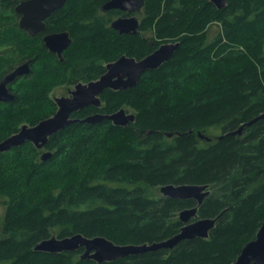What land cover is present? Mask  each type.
<instances>
[{"label": "trees", "instance_id": "1", "mask_svg": "<svg viewBox=\"0 0 264 264\" xmlns=\"http://www.w3.org/2000/svg\"><path fill=\"white\" fill-rule=\"evenodd\" d=\"M18 1L0 0V38L10 35ZM104 1L66 0L47 19V27L69 30L72 41L62 61L40 47L26 53V109L12 110L16 94L0 102V140L54 112L47 85L94 80L120 55L140 59L157 47L140 33L111 28L117 11L101 13ZM144 3L139 29L177 41L172 56L131 88L105 89L100 107L72 114L127 106L133 122L71 123L49 136L47 160L30 142L0 152V264H233L255 237L264 219V0H226L221 8L210 0ZM212 25L218 29L210 36ZM168 183L208 185L197 207V218L216 219L207 238L103 262L81 258V250L34 249L42 239L74 233L117 244L167 239L183 225L178 212L196 205L161 195Z\"/></svg>", "mask_w": 264, "mask_h": 264}, {"label": "water", "instance_id": "2", "mask_svg": "<svg viewBox=\"0 0 264 264\" xmlns=\"http://www.w3.org/2000/svg\"><path fill=\"white\" fill-rule=\"evenodd\" d=\"M66 0H23L18 3L14 10L21 14L20 25L31 30H37L43 26L45 19L52 11L59 8ZM216 8L224 7L226 0H210ZM144 5V0H106L100 9H119L131 13L139 10ZM31 23V24H30ZM110 26L119 33L137 32L138 20L135 16H121L111 21ZM33 27V29H31ZM45 45L62 60V52L71 43L67 32L55 33L45 36ZM178 42H164L140 59L125 54L105 64V71L96 79L88 82H78L70 89L68 96L61 95L53 98L56 103L55 112L33 125L23 123L19 129L0 140V152H5L13 147L30 142L37 149H42L53 133L65 128L71 123H96L103 119L111 121L115 126L125 127L133 122L135 115L128 112L124 107L111 112H95L83 117L71 116L72 113L86 106H101L100 94L105 89L125 90L136 85L139 77L149 69L159 67L168 60L178 46ZM30 71L27 61L16 66L0 80V102H10L15 94L8 90L7 83L15 77ZM263 115L240 125L231 133L240 134L244 126L250 125ZM180 135V133H177ZM168 137L171 132L166 133ZM197 136L206 141L210 137L197 131ZM218 137H221L218 136ZM52 154L51 150H43L40 153L41 160H47ZM161 195L177 199H194L196 205L184 208L178 212V218L183 222L178 233L160 241L142 244H117L109 238L97 235L93 237L74 233L70 236L57 237L55 235L38 241L34 249L49 253L62 251L81 250V258L93 259L96 262L111 261L128 255H137L146 251H155L161 248H172L180 240L193 237L207 238L209 230L215 224V217L197 218V207L209 193L207 184H173L168 183L159 187ZM233 264H264V219L253 239L246 242Z\"/></svg>", "mask_w": 264, "mask_h": 264}, {"label": "rangeland", "instance_id": "3", "mask_svg": "<svg viewBox=\"0 0 264 264\" xmlns=\"http://www.w3.org/2000/svg\"><path fill=\"white\" fill-rule=\"evenodd\" d=\"M116 15H112V17H115ZM139 17L142 19L144 17V10L143 13L139 15ZM12 18V17H11ZM14 21V17L12 18L11 22ZM218 27L216 25H212L208 28V32L210 36H213ZM142 34L145 33L146 38H149L151 40V43L154 42L157 43V46L161 43L164 42H169L172 41L171 39H159V38H154V34L151 30H141ZM144 32V33H143ZM9 37L8 38H0V72H3L7 70L10 66L17 64L21 60H24L26 58V53L28 51L34 52L37 51L39 48V45L36 42L27 40L25 36L20 34L19 32L13 31L12 27H10L9 30ZM27 76H23L15 81V83L12 85L13 86V91L17 96V102L16 103H11L12 104V110L17 111L20 110V108H23L24 105L27 103L25 100L26 98L23 97L27 92L25 88V83ZM72 88V83H70L69 80L61 81L59 83L52 84L51 86H46L44 91L47 92L48 97L52 98L54 96H61V95H66L68 89ZM128 112H134L130 107L123 106ZM26 109V108H23ZM56 109V105H55ZM54 109V110H55ZM0 112V116H1ZM27 115V114H26ZM24 117V116H23ZM22 117V118H23ZM26 120V118L24 119ZM7 128L10 127L13 128L14 124L12 121L5 120ZM121 133H116L115 139L120 138ZM47 150V149H43ZM41 151L39 152V154ZM40 156V155H39ZM160 193V191H159ZM161 194V193H160ZM1 209V207H0Z\"/></svg>", "mask_w": 264, "mask_h": 264}, {"label": "flooded vegetation", "instance_id": "4", "mask_svg": "<svg viewBox=\"0 0 264 264\" xmlns=\"http://www.w3.org/2000/svg\"><path fill=\"white\" fill-rule=\"evenodd\" d=\"M21 1H23V0H19L15 5H14V7H13V17H14V21H12V29H13V31H15L16 33L17 32H19L20 34H22L23 36H25V38L27 39V40H30V41H33V42H36L38 45H39V47L42 49V50H44V51H46L47 53H52L53 54V56L56 58V59H58L59 60V57L57 56V54L55 53V52H53V51H50L49 49H48V47L45 45V41H44V38H45V36H47V35H50V34H55V33H61V32H67L68 33V35H69V37L71 38V41H72V37H71V35H70V32H69V30H67L66 28H61L60 29V27L59 28H54V27H52V26H50V27H47V24H48V22H47V19L55 12V11H57L59 8H61L62 6H60L59 8H57V9H55L54 11H52L45 19H43V26L41 27V28H39V29H37V30H34V31H31V30H29V29H27V28H25V27H23V26H21L20 25V17H21V14L20 13H18V12H16L15 10H14V8H15V6L18 4V3H20ZM145 4V3H144ZM100 6H101V4L98 6L99 8V10H100V12L101 13H103V14H107V13H109L110 11H112V10H114V11H117V13L115 14L116 16L115 17H112L111 19H110V21H109V25H110V23H111V21L112 20H114L115 18H117V17H125V16H131V15H133V16H135L136 18H137V20H138V27H137V32L135 33V34H137V33H140V35L143 37V38H146V36H145V33L144 34H142V31L139 29L140 28V22H141V18L139 17V15L141 14V13H143V10H144V5L139 9V10H136V11H133V12H131V13H128L127 11H124V10H119V9H109V10H107V11H102L101 9H100ZM31 24V23H30ZM111 27V26H110ZM112 28V27H111ZM31 29H33V27H31ZM118 32V31H117ZM119 33V32H118ZM129 34H131V33H129ZM169 42H171V41H169ZM173 42V41H172ZM160 45V44H159ZM158 45V46H159ZM157 46V47H158ZM155 49V48H154ZM64 51H65V49L63 50V52H62V57H63V53H64ZM63 59H64V57H63ZM62 59V60H63ZM62 60H59V61H62ZM25 61H27L28 62V64H29V67L31 68V64L29 63L30 62V60L29 59H27L26 60V58L24 59V60H21L20 62H18L17 64H14V65H12V66H10L7 70H5V71H3V72H0V80L7 74V73H9L10 71H12L16 66H18L19 64H21V63H23V62H25ZM31 70V69H30ZM105 71V70H104ZM28 74H30V71L28 72V73H26V74H22V75H20V76H17V77H15L12 81H10L9 83H7V88H8V90L9 91H11V92H13L14 93V91H13V84L15 83V81L17 80V79H19V78H21V77H23V76H27ZM78 82H88V81H78ZM78 82H76V83H78ZM76 83H72V88H70V89H73V87L75 86V84ZM70 89H68V91H67V94L65 95V96H68V95H70L69 94V91H70ZM15 94V93H14ZM101 95V94H100ZM54 97H56V96H54ZM54 97H52V100H53V98ZM10 102H12V101H10ZM53 102H54V100H53ZM55 103V102H54ZM55 105H56V103H55ZM89 106H93V105H89ZM86 107H88V106H86ZM93 107H95V106H93ZM56 108H57V106H56ZM85 108V107H84ZM96 108H98V107H96ZM56 110V109H55ZM55 110H54V112H55ZM82 110V109H81ZM53 112V113H54ZM97 112V111H96ZM52 113V114H53ZM93 113H95V112H93ZM51 114V115H52ZM73 114V113H72ZM71 114V116H73ZM89 114H92V113H89ZM88 115V114H87ZM50 116V115H49ZM86 116V115H85ZM83 117V116H82ZM43 149H46L45 147L44 148H42V149H39L41 152L43 151Z\"/></svg>", "mask_w": 264, "mask_h": 264}, {"label": "bare ground", "instance_id": "5", "mask_svg": "<svg viewBox=\"0 0 264 264\" xmlns=\"http://www.w3.org/2000/svg\"><path fill=\"white\" fill-rule=\"evenodd\" d=\"M30 63V62H29Z\"/></svg>", "mask_w": 264, "mask_h": 264}]
</instances>
